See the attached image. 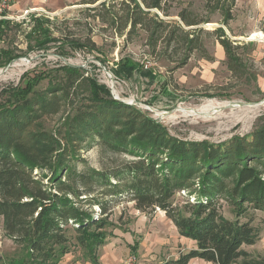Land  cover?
I'll return each mask as SVG.
<instances>
[{"label":"trees","instance_id":"obj_1","mask_svg":"<svg viewBox=\"0 0 264 264\" xmlns=\"http://www.w3.org/2000/svg\"><path fill=\"white\" fill-rule=\"evenodd\" d=\"M198 1L121 0L117 8V0H102L90 9H104L101 21L121 35L144 32L147 45L178 61L176 67L196 51L210 58L203 36L213 33L230 70L242 71L236 52L240 41L223 26H203L215 13L228 25L237 0ZM8 23L0 19V32ZM28 34L44 50L59 39L39 21ZM60 43L62 48L97 47L91 39L83 43L67 36ZM3 52L0 66L19 57ZM144 67L123 56L112 72L130 79ZM22 77L0 92V224L20 248L7 264H61L73 245L100 264L99 247L114 235L110 216L123 197L142 212L164 210L182 236L196 241L195 248L163 264H190L196 257L212 264H264L263 255L243 247L255 244L260 233L251 219L241 218L250 209L264 211V122L249 134L220 142L182 138L149 112L115 98L81 66L65 63ZM45 79L47 85L40 87ZM54 115H60L59 122L49 127ZM89 139L121 162L90 165L81 155ZM184 189L195 193V200L175 204ZM221 200L231 206L234 219L221 211ZM138 245L136 239L133 248Z\"/></svg>","mask_w":264,"mask_h":264},{"label":"rangeland","instance_id":"obj_2","mask_svg":"<svg viewBox=\"0 0 264 264\" xmlns=\"http://www.w3.org/2000/svg\"><path fill=\"white\" fill-rule=\"evenodd\" d=\"M9 1V7L3 11L6 16L0 17L9 21L2 27L4 31L0 32V61L5 57L3 50L18 54L19 57L0 66L3 72L13 73L12 77L0 79V92L4 87L20 83L22 76L27 73L33 75L36 71H49L67 63L83 67L86 75L96 77L110 88L112 86L122 99L130 102L135 100L133 104L149 112L167 125L173 134L182 138L220 142L234 134H249L257 124L264 122V0H237L233 9L234 19L228 25L222 23L219 13L213 14V21L203 25L209 30L223 26L232 39L240 41L236 52L241 56L243 66L239 72L231 71L228 67L225 50L213 33L203 36L211 59L204 57L202 51H196L185 65L176 67L178 61H170L159 49L154 51L147 45L144 32L139 30L126 37L117 33L114 27L105 25L99 17L105 10L90 9L102 0L96 3L89 2L91 0ZM195 4H199V1L195 0ZM115 5L119 8L121 0H117ZM38 21L59 37L58 41L49 44L47 50L36 47L33 37L28 34ZM62 36L79 39L83 43H88L91 39L97 47L88 44L87 47L67 45L62 48ZM123 56L141 62L146 68L130 79L117 78L112 69ZM179 56L174 58L178 59ZM26 58L30 60V64L22 65L23 67L13 65ZM47 82L48 79H45L40 87L46 86ZM209 100L244 101L263 105L249 116H242L237 110L226 108L208 118L187 115L178 109L201 107ZM157 111L169 114H157ZM59 117L60 115L49 117V127L56 126ZM81 155L96 168L121 162L120 156L102 151L98 142L92 139L84 145ZM79 166H82L81 163ZM185 197L184 194H176L174 203L183 205L186 203ZM116 202L110 216L115 222L113 229L128 232L127 239L132 242L140 238L144 252L151 249L157 251L151 264L174 257L173 252L179 251L182 245L179 242L178 245H173L177 230L164 215V210L142 212L134 207L133 201L125 197ZM219 206L228 218H235L231 206L225 200H221ZM241 218L244 221L251 219L260 233L256 245L245 244L244 248L253 251L250 252L252 255L255 253L256 256H264V211L250 209ZM139 247L135 253H140ZM258 249L263 254L257 253ZM19 250L0 224V264H7ZM69 253L70 258L73 255L74 259L86 260L79 246L73 245ZM190 264L206 263L191 261Z\"/></svg>","mask_w":264,"mask_h":264},{"label":"crops","instance_id":"obj_3","mask_svg":"<svg viewBox=\"0 0 264 264\" xmlns=\"http://www.w3.org/2000/svg\"><path fill=\"white\" fill-rule=\"evenodd\" d=\"M161 211V210H159ZM163 211V210H162ZM164 215L167 217L166 212L163 211ZM169 221L172 223L173 227L177 230V237L173 239V245H178V242L182 245V247H179V251H174V257L178 256L180 252L188 251L192 248L196 247V241L182 236L177 227L175 226L174 222L169 218ZM128 232H124L122 229H114V235L111 236L108 240V242L102 246L99 247L98 254H99V261L100 264H122L123 260L127 257V255L134 253L137 257V264H151L153 262V259L155 257V253L157 251L151 249L147 250V252H144L143 247V241H140L139 239V247L138 251L140 253H135L137 248H133L135 244L131 240L127 239ZM132 234V232H130ZM252 244V245H256ZM244 247V246H243ZM131 249L133 252H130ZM249 252L253 253V251ZM259 254H263V251H260L259 249L256 251ZM71 253H67L62 259L61 264H92V262L88 259H74L73 255L70 258L69 255ZM254 255H256L254 253ZM169 258H166L168 260ZM166 260H162L161 262L155 263V264H163ZM191 261L201 262L204 261L206 264H212V262L206 261L204 259L200 258H193Z\"/></svg>","mask_w":264,"mask_h":264},{"label":"bare ground","instance_id":"obj_4","mask_svg":"<svg viewBox=\"0 0 264 264\" xmlns=\"http://www.w3.org/2000/svg\"><path fill=\"white\" fill-rule=\"evenodd\" d=\"M254 35L252 36V38L254 37ZM29 62H30V60L26 58V59H22V60H19V61L15 62L13 65L16 66V67H19V66H22V65H27ZM14 71H17V69L14 70ZM5 72H7V74H4ZM5 72H3L0 69V79L2 77L6 79V78H9V77L13 76V73L8 72V71H5ZM262 105H263V103H260V104H258V103L241 104L240 101L214 102L212 100H209L208 103L202 105L201 107H197V108L179 107L178 109L180 111H182V113L187 114V115H194V116H197V117H203V118L207 117L208 118L210 116H213V114H216L218 111H222V110H224L226 108H229V109H231L233 111L237 110L242 116H249L250 114L251 115L255 114L262 107ZM157 114L168 115L169 112H168V114H166V112L157 111Z\"/></svg>","mask_w":264,"mask_h":264},{"label":"built area","instance_id":"obj_5","mask_svg":"<svg viewBox=\"0 0 264 264\" xmlns=\"http://www.w3.org/2000/svg\"><path fill=\"white\" fill-rule=\"evenodd\" d=\"M10 1L9 0H0V17H5L6 13L3 14V11L6 10L9 7ZM28 11V10H27ZM111 78H113V76L110 74L109 75ZM111 91L112 94L115 98L119 99L121 98L119 96V94L113 89V87L111 86ZM198 184H196L195 186L197 187ZM178 194H184L186 195V202H193L195 200V193H191L189 194V190H181L178 192ZM122 264H137V257L135 254H129L124 260Z\"/></svg>","mask_w":264,"mask_h":264},{"label":"water","instance_id":"obj_6","mask_svg":"<svg viewBox=\"0 0 264 264\" xmlns=\"http://www.w3.org/2000/svg\"><path fill=\"white\" fill-rule=\"evenodd\" d=\"M72 65V64H71ZM7 68V67H6ZM5 68V69H6ZM5 69H3V70H5ZM120 100H123V101H125V102H127V103H130V104H133V102L135 101V100H133L132 102H130V101H126V100H124V99H122V98H119ZM264 101V100H263ZM240 103L241 104H248V103H254V102H244V101H240Z\"/></svg>","mask_w":264,"mask_h":264}]
</instances>
